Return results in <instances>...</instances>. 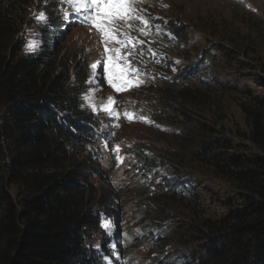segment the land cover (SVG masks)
I'll return each instance as SVG.
<instances>
[{
    "label": "trees",
    "instance_id": "trees-1",
    "mask_svg": "<svg viewBox=\"0 0 264 264\" xmlns=\"http://www.w3.org/2000/svg\"><path fill=\"white\" fill-rule=\"evenodd\" d=\"M40 7L54 9L49 0H0V264H107L104 254L125 256L132 244L152 247L153 264H264V33L256 29L264 22L240 12L249 20L244 33L234 20L198 21L213 39L224 40L203 50L211 74L189 70L169 86L175 115L161 102L164 115L155 114L149 127L162 124L175 147L160 152L159 172L152 170L154 155L140 151L145 164L134 181H150L116 189L94 151L99 118L78 100L88 59L67 36H58L61 29L55 45L47 28L34 38L22 36ZM51 22L61 20L52 13ZM32 39L36 54L24 51ZM216 93L232 97L246 130L228 128L231 137L223 135L224 112L222 124L205 120L198 107L211 109ZM127 124V117L119 120L120 129ZM194 174L218 179L238 195L220 206L214 195L177 189ZM123 189L141 193L131 201ZM126 215L143 234L128 235ZM111 217L112 249L104 227ZM153 224L157 235H145Z\"/></svg>",
    "mask_w": 264,
    "mask_h": 264
},
{
    "label": "rangeland",
    "instance_id": "rangeland-1",
    "mask_svg": "<svg viewBox=\"0 0 264 264\" xmlns=\"http://www.w3.org/2000/svg\"><path fill=\"white\" fill-rule=\"evenodd\" d=\"M136 3L139 4L135 7L141 9L145 17L150 18V24L145 29L146 34L140 31L141 28H144V25L139 20H133L131 22L132 27H128L126 24L120 25L121 28L135 33L137 46L132 51L118 56L120 59H114V64L125 65V72L136 83L137 81H143L142 83H137V85L141 89L139 96L143 97L146 107L132 104L119 113V116L125 115V113L128 114L127 116L125 115L128 121L127 126L120 133L115 134L112 145L109 144L107 147L101 148L102 173L103 175L109 174L111 183L116 189L124 186H141L150 181V179H146L145 183L134 181L139 175L135 174V169L144 163L138 157L140 151L154 155L152 170L153 172H159L158 164L162 162L160 158L163 156L160 152L166 151L167 148L175 147L176 145H173L170 133H166L165 127L162 124L150 127L149 125L155 120V114L159 116L164 115L163 112L159 111L161 102H165L168 105L166 110L175 115L170 106L175 105L176 102H167L166 90L172 89L169 87L171 84L179 82L180 79L186 77L191 63L197 62L199 64L201 62V59L204 57L203 50L210 49L215 43H220L221 41L216 42L217 38V40H223L219 39L220 37L218 36H213L215 38L213 39L206 33V28L201 24L199 25L198 21L205 16L215 17L216 21L234 20L244 28V33L248 31L247 25H245L246 22L244 23V21L249 20L243 14H240V12H251L255 16V19L264 22V0H136ZM162 5H167V7H163ZM239 21L240 23H238ZM39 26L38 16L35 15L33 16L32 24L26 26L27 34L29 36L33 35ZM177 28L185 32L184 38L188 39L186 42L176 43L178 38L174 29ZM234 28H236V25ZM256 29L264 33V28L259 26ZM232 31L233 27L229 26L227 33ZM77 37V33H74L72 36L73 39H77ZM257 39L261 41L260 38ZM171 43L176 44V50L172 51L166 47L167 44ZM31 45L29 47V43H26L24 51L36 54L31 49L37 45L34 39H32ZM261 50L264 54V46ZM249 57L255 59L251 54ZM130 69H137L138 74L131 72ZM244 82L256 87L253 79H247ZM216 94L221 95L219 98L217 96L212 97L211 103L213 105L211 109L208 110L203 104L198 107L205 114V120L211 121L213 119L222 124L221 119L223 118L220 114L224 112L223 117H226V127L219 128L224 129L225 133L223 132V135L231 137L228 128L236 130L237 127H240L242 130H246L247 125L244 120V114L233 101L232 97L226 96L223 93ZM121 98L125 100V95ZM137 117L143 119H138ZM100 118L102 121L107 122L105 115L100 114ZM123 140L127 142H123ZM234 141L239 140L234 137ZM117 145L119 146L118 154L115 150ZM153 150H155V153ZM117 155L122 160L117 159ZM140 156L144 155L140 154ZM194 178L200 180V182H196ZM177 188L185 192L196 189L202 191L204 196L214 195L215 200L219 199L220 202L227 201L229 196L235 197L238 195L234 192L233 188L209 175L194 174L189 179L180 181ZM140 193L139 190L135 189H123L122 191V194L129 197L131 201H135L137 195ZM222 204L221 202L220 206ZM214 209L220 210L221 207H218L216 204ZM127 216H125L123 223L125 222L128 235L143 234L144 232L140 231L135 223L131 221L127 223L129 218ZM154 226V224L151 225L149 230L145 232V235H157L158 231ZM104 227L111 237L110 249H112L111 247L115 246L117 239L115 228L107 221H105ZM130 242L132 243V241ZM95 245L98 248L100 247L99 240L95 241ZM153 251L152 247L147 244L135 246L132 244V248H130V251L125 256H121L116 251L114 252L113 259L107 254H104V258L107 264H153L150 258Z\"/></svg>",
    "mask_w": 264,
    "mask_h": 264
},
{
    "label": "snow or ice",
    "instance_id": "snow-or-ice-1",
    "mask_svg": "<svg viewBox=\"0 0 264 264\" xmlns=\"http://www.w3.org/2000/svg\"><path fill=\"white\" fill-rule=\"evenodd\" d=\"M71 6L72 11L82 17L83 23H88L95 27L97 34L101 37L102 43L104 44V52L113 51L119 52V49L110 48L109 41L116 40L118 36H124L126 39L119 40L117 42L126 44L128 42V34L122 32L120 25L126 24L128 27H132L131 22L133 20H139L144 25L141 28V32H145V29L150 24V18L145 17L143 11L135 7L136 0H61ZM167 7V5H162ZM65 18L68 16V11L63 10ZM40 20H46L47 18L43 13L37 14ZM146 34V32H145ZM32 45H29L31 47ZM104 53H101L103 56ZM112 59V58H110ZM114 59H120L115 57ZM93 67H96L94 64ZM125 65L114 64L111 69L113 75L108 76V83L116 90H127L131 86L130 80L127 78L125 72ZM104 71L107 73L110 71L107 65H104ZM131 72L138 74L137 69H130ZM143 81H137L142 83ZM116 103L112 97L108 98L107 105H104V110L109 114H115L119 116V113L115 112V109L111 107L112 104ZM127 116L128 114L125 113ZM132 118V117H129ZM138 119H143L137 117ZM107 147V143L105 145ZM130 147V146H129ZM116 152L119 153V146H116ZM117 159H121L117 155Z\"/></svg>",
    "mask_w": 264,
    "mask_h": 264
},
{
    "label": "clouds",
    "instance_id": "clouds-1",
    "mask_svg": "<svg viewBox=\"0 0 264 264\" xmlns=\"http://www.w3.org/2000/svg\"><path fill=\"white\" fill-rule=\"evenodd\" d=\"M47 11L46 9H45V7H40V8H36L35 9V11H38V12H40V11ZM48 16L50 17V14H48ZM55 16H57V17H59V19L61 20V14L60 13H56V15ZM62 21V20H61ZM82 21V20H81ZM81 24L82 25H87V23H83V22H81ZM55 26H57V25H53L52 24V26H51V28L52 27H55ZM27 29L25 28V31H24V33L22 32V36H23V38L25 37V35L27 34V31H26ZM72 36H73V32L68 36V39L71 41V44L70 45H72V47H77L78 49H81V53H82V55H83V58H87L88 59V67H89V65H90V58H89V52L86 50V46H87V43H85L84 41H82V39H81V37L80 36H78L77 37V39H73L72 38ZM25 39V38H24ZM166 47L168 48V49H170V50H176L177 48L176 47H172V46H169L168 44L166 45ZM87 79H88V73L84 76V82L82 83V86H84V85H86V83H87ZM82 86H81V89H82ZM89 86H90V84H89ZM88 86V87H89ZM88 87H87V89H88ZM108 89H110V87H109V85L107 84V83H104V82H102L101 81V84H98V85H96L95 86V91H99V92H101L102 94L100 95V96H97L98 98H102V99H108L109 98V95H110V93L111 92H108ZM127 96V94H125V92H122V95L120 96V98L122 97V96ZM91 96H96V94H95V92H93L92 94H91ZM128 97H132V98H135V96H133V95H131V96H128ZM120 98H119V100H120ZM127 104H129L128 102H124L122 105L123 106H126ZM113 108H114V106H113ZM103 115H104V113H103ZM110 117H112V116H110ZM110 117L109 118H107L108 120L110 119ZM119 128H120V125L116 128V132H117V134L118 133H120L121 131H122V129H120L119 130ZM106 144H103V145H101L100 146V148H103V147H106L105 146ZM131 187V186H130ZM134 187H137V186H134ZM123 188H126V187H123ZM109 224H112L113 222L112 221H110V220H106Z\"/></svg>",
    "mask_w": 264,
    "mask_h": 264
},
{
    "label": "bare ground",
    "instance_id": "bare-ground-1",
    "mask_svg": "<svg viewBox=\"0 0 264 264\" xmlns=\"http://www.w3.org/2000/svg\"><path fill=\"white\" fill-rule=\"evenodd\" d=\"M57 39H58V38H57ZM101 66H102L101 63L98 64V65H97L98 69H100ZM86 86H87V83H86ZM151 168H152V167H151ZM151 168H150V169H151ZM151 174H152V172H151ZM157 174H158V173H157ZM157 174H156V175H157ZM153 175H154V174H153ZM154 177H155V176H154ZM114 201H115V200H114ZM116 203H117V202H116ZM119 203H120V201H119ZM117 207H118V205H117ZM114 208H115V207H114ZM114 210H117V209L115 208ZM118 211H119V209H118ZM113 212H114V211H113ZM115 213H117V212L115 211ZM118 214H119V213H118ZM113 215H114V214H113ZM116 216H118V215H116ZM172 216H173V215H172ZM172 216H171V217H172ZM118 217H119V216H118ZM118 217H117V218H118ZM174 217H175V216H174ZM111 218H112V217H111ZM119 218H120V217H119ZM167 218H168V217H167ZM172 218H173V217H172ZM174 219H175V218H174ZM115 220H117V219H115ZM165 220H166V218H165ZM167 220H168V219H167ZM110 221L114 222V221H113V218H112V220H110ZM117 221H118V220H117ZM174 221H175V220H174ZM166 222H167V221H166ZM170 222H171V221H170ZM117 224H118V222H117ZM120 224H121V223H120ZM168 224H169V222H168ZM114 225H116V223H115ZM120 228H121V227H120ZM118 229H119V228H118ZM119 230H120V229H119ZM121 230H122V229H121ZM120 234H121V233H120ZM117 235H119V233H118ZM119 237H120V236H119ZM122 237H123V235H122ZM161 238H163V237H161ZM116 240H117V239H116ZM119 240H120V239H119ZM119 242H120V241H119ZM121 242H122V241H121ZM117 243H118V242H117ZM117 243H116V244H117ZM121 244H122V243H121ZM119 246H120V245H119ZM115 248H116V247H115ZM115 257H116V256H115Z\"/></svg>",
    "mask_w": 264,
    "mask_h": 264
}]
</instances>
